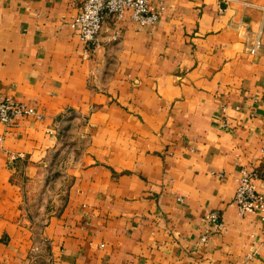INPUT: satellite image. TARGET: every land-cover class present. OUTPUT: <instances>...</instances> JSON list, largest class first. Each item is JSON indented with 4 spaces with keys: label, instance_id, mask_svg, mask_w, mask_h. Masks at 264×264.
<instances>
[{
    "label": "crops",
    "instance_id": "0c3cea01",
    "mask_svg": "<svg viewBox=\"0 0 264 264\" xmlns=\"http://www.w3.org/2000/svg\"><path fill=\"white\" fill-rule=\"evenodd\" d=\"M154 8L88 59L73 0H0V96L37 112L0 124V264H264V214L234 205L243 171L264 194V0Z\"/></svg>",
    "mask_w": 264,
    "mask_h": 264
},
{
    "label": "built area",
    "instance_id": "2783aa9c",
    "mask_svg": "<svg viewBox=\"0 0 264 264\" xmlns=\"http://www.w3.org/2000/svg\"><path fill=\"white\" fill-rule=\"evenodd\" d=\"M79 7L78 15L71 23V29L79 34L84 42L86 58L91 59L99 44L107 17H111L116 23L120 22L125 14L130 12L134 23L141 29L151 28L157 25L164 8H154V0H73ZM118 40V32L114 36ZM256 50H253L255 53ZM37 116L36 110L14 99L0 96V124L10 127L17 120ZM2 141V139L0 140ZM23 156H12L13 160ZM260 178L258 172L243 171L238 179V189L234 198L242 216L248 214H264V194L260 193L256 181ZM206 222L218 233L224 231V224L218 212H208ZM207 234L202 238L206 243L209 239Z\"/></svg>",
    "mask_w": 264,
    "mask_h": 264
},
{
    "label": "rangeland",
    "instance_id": "374dc122",
    "mask_svg": "<svg viewBox=\"0 0 264 264\" xmlns=\"http://www.w3.org/2000/svg\"><path fill=\"white\" fill-rule=\"evenodd\" d=\"M77 155H78V153L77 154L73 153V155L68 154L67 156L65 155L63 158H61V160L59 158L53 164H51L52 170L53 169L57 170L56 171L57 173L54 175H51L53 177L50 176L49 178L46 179L45 185L47 186L48 191L50 190L51 193H54V192L58 191V189L65 188L67 181L64 180V176H63L64 172L63 171H65V168L68 166L70 161L77 159V157H78ZM47 198L48 197L45 195L44 198L42 197V199H39L40 201L38 200L39 201L38 203L42 204V201H45V199H47Z\"/></svg>",
    "mask_w": 264,
    "mask_h": 264
}]
</instances>
